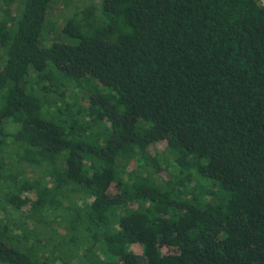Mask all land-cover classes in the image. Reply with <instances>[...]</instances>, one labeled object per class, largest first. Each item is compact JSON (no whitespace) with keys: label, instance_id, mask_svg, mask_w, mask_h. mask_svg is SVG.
Segmentation results:
<instances>
[{"label":"trees","instance_id":"obj_1","mask_svg":"<svg viewBox=\"0 0 264 264\" xmlns=\"http://www.w3.org/2000/svg\"><path fill=\"white\" fill-rule=\"evenodd\" d=\"M54 1L0 0V264H264L260 0H98L46 43Z\"/></svg>","mask_w":264,"mask_h":264},{"label":"rangeland","instance_id":"obj_2","mask_svg":"<svg viewBox=\"0 0 264 264\" xmlns=\"http://www.w3.org/2000/svg\"><path fill=\"white\" fill-rule=\"evenodd\" d=\"M261 5L264 6V0H260ZM99 1L98 0H55L53 2V5L51 6V9L48 12V20L50 22H52V24H56L57 27L54 31H52L48 36V39L46 40V43H50L51 41H57V42H62L64 40V34L62 32H60V26L62 24L63 21L67 20L68 18L72 17L75 13L81 12L83 9H85L86 7H95L98 6ZM1 5V4H0ZM51 37L53 39H51ZM76 92H80V91H76ZM77 94V93H76ZM70 96V95H69ZM78 99L81 97V93L77 96ZM66 102L68 103H74V99H72L71 97H68ZM18 125L16 124H12V123H5V130L7 133H16L18 130ZM149 153L150 154H154L155 150H153V148L149 149ZM15 159H9L7 162L8 163H14L15 161H13ZM21 168H23L24 171L27 172H31L30 170V166L28 164H21ZM170 169H172L173 172H177V169H175L174 167L170 166ZM31 179V181L35 180L37 178L35 173H31L30 175H26V177ZM26 178H20L19 179V184H23ZM43 183H45L44 181H42ZM190 189V188H189ZM110 194H116V190H111ZM207 196V197H206ZM202 195L200 196V201L201 204L205 207L207 205L208 202H214L215 199L214 197L212 198L210 195ZM77 198L75 197H70L69 198V204L71 205V207L73 208V210L75 209H79L80 205L77 204ZM80 212L83 213L85 212V209L81 208ZM9 211L6 212V216L8 217L9 215ZM1 215H4L1 214ZM0 215V217H1ZM14 218H16V214L13 215ZM48 220V224L52 227V228H57L58 226V218L56 217V215H52L49 217H46ZM78 264H84V262L80 261L78 262Z\"/></svg>","mask_w":264,"mask_h":264}]
</instances>
